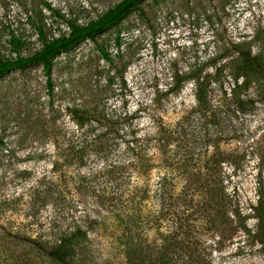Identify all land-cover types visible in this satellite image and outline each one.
Listing matches in <instances>:
<instances>
[{
  "label": "rangeland",
  "instance_id": "rangeland-1",
  "mask_svg": "<svg viewBox=\"0 0 264 264\" xmlns=\"http://www.w3.org/2000/svg\"><path fill=\"white\" fill-rule=\"evenodd\" d=\"M120 1L0 0V58L16 56L9 31L24 40L22 56L40 49L38 29L48 38L69 32L45 3L71 23L84 25ZM259 30L264 31V0H144L96 43L85 40L57 55L52 90L42 65L2 77L0 234L32 229L53 239L80 226L92 247L91 264H125L117 216L128 190L144 183L136 173L130 176L132 169L121 167L127 165L125 141L132 133L142 139L157 132L161 136L171 124L178 134L166 157L149 145L157 164L158 158L166 159L169 166L145 178L152 191L141 209L144 222L157 210L153 191L158 177H172L179 193V183L189 178L213 181L222 175L243 226L198 221L194 233L200 256L179 255L173 263L264 264L253 216L260 173L264 181V104L246 113L223 111L204 127L192 81L178 95L168 94L176 74L208 63ZM77 136L79 146L87 145L83 163L66 174L55 171L57 150L70 152ZM149 225H144L149 244L161 245L165 229Z\"/></svg>",
  "mask_w": 264,
  "mask_h": 264
},
{
  "label": "trees",
  "instance_id": "trees-1",
  "mask_svg": "<svg viewBox=\"0 0 264 264\" xmlns=\"http://www.w3.org/2000/svg\"><path fill=\"white\" fill-rule=\"evenodd\" d=\"M143 1L121 0L97 19L84 25L71 23L51 4L45 3L44 6L48 11L68 24L69 32L48 38L43 29H38V36L42 42L40 49L32 55L22 56L20 49L25 44L24 40L14 31H9L8 44L16 56L0 58V79L14 70H25L32 65H42L48 78L49 90H52L51 73L53 60L57 55L69 52L85 40L96 43L99 35L125 19ZM117 42L120 44L121 39L118 38ZM99 52L111 62L103 49L99 48ZM223 60L225 61L221 63ZM210 68H216V71L210 73L208 71ZM189 81L194 83L196 112L203 121L204 127L223 111H231L233 114L246 113L256 104H264V31H256L250 39L232 43L229 50L223 55H216L208 63L197 65L184 74H176L168 94L178 95ZM226 83L229 89L225 87ZM170 125H168L169 129L162 130L161 136H159L160 132H157L142 139L136 133H132L131 139L125 141L127 156L124 159L127 165L121 167L132 169L130 176L136 173L137 177L144 178L142 186L136 185L128 190L129 196L125 200L126 203L121 201L123 209L117 216L121 228L119 246L125 264H172L174 257L179 255L200 256L198 239L194 233L199 226H197L198 221L216 227H229L235 224L243 226V218L235 213V205L222 175L213 181L203 179L199 175L194 179L189 178L183 185L179 183V193L178 182L172 177L166 175L158 177L153 191L156 194L157 210L147 223L144 222L141 209L152 191L151 184L145 178L149 177L153 169L169 166L166 159L158 158L157 164L155 155H150L148 152L149 145L154 146L163 157H166L174 136L178 134L176 129L170 130ZM79 140L80 137L77 136L70 152L68 149L57 150V160L53 163L55 171L66 174L71 169L81 166L87 145L79 146ZM73 175L72 173V178ZM261 178L262 173H260L258 200L253 206V216L258 221L256 238L264 251V181ZM80 181L86 179L81 178ZM145 224H150L148 229L155 228L157 231L165 229L161 234L164 244H149L147 236L144 235L147 230ZM26 228H32V225ZM19 229L17 228L16 233L12 235L7 232L0 234V264L92 263V247L88 234L80 226L63 231L53 239L46 238V235H37L32 229L29 231L25 229L22 232Z\"/></svg>",
  "mask_w": 264,
  "mask_h": 264
}]
</instances>
